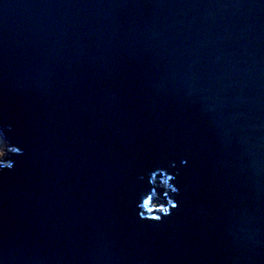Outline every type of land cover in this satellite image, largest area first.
Listing matches in <instances>:
<instances>
[{
	"label": "water",
	"instance_id": "water-1",
	"mask_svg": "<svg viewBox=\"0 0 264 264\" xmlns=\"http://www.w3.org/2000/svg\"><path fill=\"white\" fill-rule=\"evenodd\" d=\"M0 264H264V0H0Z\"/></svg>",
	"mask_w": 264,
	"mask_h": 264
},
{
	"label": "rangeland",
	"instance_id": "rangeland-1",
	"mask_svg": "<svg viewBox=\"0 0 264 264\" xmlns=\"http://www.w3.org/2000/svg\"><path fill=\"white\" fill-rule=\"evenodd\" d=\"M1 134V133H0ZM2 138H0V156L5 152L6 150V138L3 137V135H1Z\"/></svg>",
	"mask_w": 264,
	"mask_h": 264
},
{
	"label": "trees",
	"instance_id": "trees-1",
	"mask_svg": "<svg viewBox=\"0 0 264 264\" xmlns=\"http://www.w3.org/2000/svg\"><path fill=\"white\" fill-rule=\"evenodd\" d=\"M0 138H2V137H1V134H0Z\"/></svg>",
	"mask_w": 264,
	"mask_h": 264
}]
</instances>
